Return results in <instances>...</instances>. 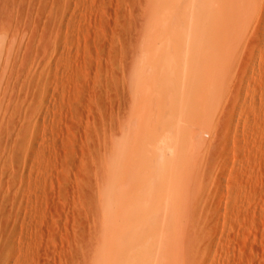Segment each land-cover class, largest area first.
<instances>
[{
  "label": "rangeland",
  "instance_id": "obj_1",
  "mask_svg": "<svg viewBox=\"0 0 264 264\" xmlns=\"http://www.w3.org/2000/svg\"><path fill=\"white\" fill-rule=\"evenodd\" d=\"M178 1L0 0V264H264V0Z\"/></svg>",
  "mask_w": 264,
  "mask_h": 264
},
{
  "label": "bare ground",
  "instance_id": "obj_2",
  "mask_svg": "<svg viewBox=\"0 0 264 264\" xmlns=\"http://www.w3.org/2000/svg\"><path fill=\"white\" fill-rule=\"evenodd\" d=\"M180 1H181V0H180ZM180 1L177 2L178 5H179V2H180ZM180 3H181V2H180ZM177 4H176V5H177ZM176 5H174V7H175ZM180 5H181V4H180ZM204 6H205V5H204ZM199 7H201V6L198 5L197 8H199ZM197 8H196V9H197ZM203 8H204V7H203ZM203 8L201 7L200 9H203ZM180 9H181V8H179V10H180ZM206 9H210V8L207 7ZM206 9H204L203 12H202V11H199L200 13H198V14H199L200 16H198V14H197L198 10H196V11H197L196 14H197V16H198V20H201V19H199V17L201 18V16L206 17V16H204V15H205V12H207V13L209 12V14L213 13L212 11L210 12L209 10L206 11ZM177 13H178V15H179V14H180V11L177 12ZM192 13H193V12H192ZM169 14H170V13H169ZM171 14H173V12H171ZM181 14H182V13H181ZM181 14L176 18V21H172V19H175V18H173L172 16H170V17H169V21H170V24H169V25H167V23H169V21L167 20L168 22H166V26H165V27L167 28V30H168L170 33H171V32L173 33L172 36H174V35L176 34L175 32H177V31H179V30H180V31H179L180 34H182L181 37L183 36V32H182V31H183V28H184V26H183V22H184V25H185V27H186V23H187L188 21L186 22L185 19H183V16L185 17L186 14H185V15H181ZM183 14H184V13H183ZM189 14H190V13H189ZM193 14H194V13H193ZM209 14H208V16H210V19H211L212 17H211V15H209ZM175 15H177V14H175ZM213 15H214V14H213ZM213 15H212V16H213ZM230 15H231V14H230ZM187 16H188V15H187ZM187 16H186L185 18H187ZM191 16L193 17V15H191ZM175 17H176V16H175ZM181 17H182V18H181ZM207 18H208V17H207ZM233 18H234V17H233ZM182 19H183L184 21H182ZM195 19H197V18H195ZM213 19H214V18H213ZM192 20H194V18H193ZM198 20H197V22H198ZM194 21H195V20H194ZM172 22H175V26H176L175 28L177 29V31L174 30V27L172 28V25H171ZM197 22H196V23H197ZM188 23H189V22H188ZM173 24H174V23H173ZM193 24H195V22H194ZM199 24H200V22H199ZM199 24L197 23V26H198ZM191 25H192V24H191ZM191 25H190V27H191ZM167 26H168V27H167ZM173 26H174V25H173ZM182 26H183V27H182ZM199 26H200V25H199ZM165 27H164V30H165ZM226 27H227V26H226ZM186 28H187V27H186ZM186 28H185V29H186ZM188 28H189V26H188ZM193 28H194V27H193ZM191 29H192V28H191ZM191 29H189V31H191ZM198 29H199V28H198ZM225 30H226V28H225ZM168 31H167V32H168ZM186 31H187V30H186ZM165 32H166V31H165ZM169 32H168V33H169ZM179 32H178V33H179ZM181 32H182V33H181ZM192 32H193V31H192ZM192 32H191V33H192ZM170 33H169V34H170ZM174 33H175V34H174ZM184 33H185V32H184ZM195 33H199V31H198V32L195 31ZM202 33H203V32H202ZM180 34H178V35H180ZM196 35H197V34H196ZM197 36H198V35H197ZM178 38H179V37H178ZM111 198L113 199V201H114V205H115V207H116V192H114L113 190L111 191ZM113 209H114V208H113ZM137 215H138V214H137ZM113 216H114V218L116 219V213L113 214ZM140 217H141V214H140V216L138 215V217L136 216V219L138 218L137 221H139ZM137 227H138V225H137ZM134 229H136V231H137V229H139V228H135V227H134ZM148 232H149V231H148ZM160 232H161V231H160ZM155 235H156V234H155ZM158 235H159V234H158ZM159 236H160V235H159ZM154 237H155V236H154ZM156 239H158L157 241H159V237H158V238L156 237ZM156 239H155V240H156ZM153 240H154V239H153ZM155 240H154V241H155ZM150 241H151V240H150ZM150 241H149V242H150ZM154 243H155V242H154ZM157 243H158V242H157ZM115 244H116V242H115ZM149 244H150V243H149ZM141 245H142V244H141ZM141 245H138V246H135V247H131V248L129 247L130 250L128 249V251H129L128 254H134V255H135V254H136V255L138 254L139 258L142 259V257H140V256H141V254L144 253L145 249L142 248V247H140ZM156 245H157V244H156ZM115 246H116V245H115ZM152 249H153V248H152ZM151 253H152V252H151ZM145 254H147V253L145 252ZM138 256H137V258L134 259V260H133V258H132V260L128 261L127 264H138L139 261L141 260V259L138 258ZM129 259H130V258H129ZM144 260H145V259H144ZM141 261H142V264L145 262V261L143 262V260H141Z\"/></svg>",
  "mask_w": 264,
  "mask_h": 264
}]
</instances>
